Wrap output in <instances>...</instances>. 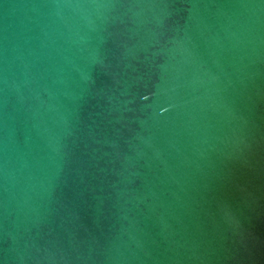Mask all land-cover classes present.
<instances>
[{"label": "water", "instance_id": "95a60500", "mask_svg": "<svg viewBox=\"0 0 264 264\" xmlns=\"http://www.w3.org/2000/svg\"><path fill=\"white\" fill-rule=\"evenodd\" d=\"M0 264H264V0H0Z\"/></svg>", "mask_w": 264, "mask_h": 264}]
</instances>
